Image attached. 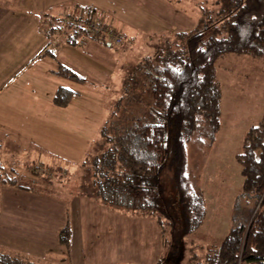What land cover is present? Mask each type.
<instances>
[{
    "label": "rangeland",
    "instance_id": "obj_1",
    "mask_svg": "<svg viewBox=\"0 0 264 264\" xmlns=\"http://www.w3.org/2000/svg\"><path fill=\"white\" fill-rule=\"evenodd\" d=\"M1 1L12 9L18 0ZM105 1L125 41L120 46L103 45L105 52L95 54L79 48L85 56L95 58L96 68L76 61L70 65L88 80V85H74L73 90L83 97L80 108L76 110L75 105L64 112L65 122L54 134L58 143L50 142L59 144V153H65L62 165L40 166L37 182H43L41 187L51 196L69 202L71 220L64 228L71 222L73 236L79 238L76 255L80 264H148L159 252L160 264H205L208 252L221 246L233 226L248 224L261 204L262 198L244 194L237 157L243 151L247 132L264 116V56L230 53L217 62L216 77L223 91L219 130L204 149H197L193 143L189 147L190 173L200 213L188 215L182 196L170 181L159 204L161 214L106 206L95 182L104 130L107 128L112 136L121 135L129 121L142 115L148 91L144 75H133L134 67L174 33L191 30L197 24L200 6L190 1L181 9L167 8V4L174 7L187 0ZM196 1L201 5L207 1L213 8L216 0ZM58 11L59 7L53 8V14ZM179 18L187 20L179 22ZM84 99L89 105L87 111L82 109L84 102L87 105ZM9 169L2 167L0 180L31 181L27 173L13 174ZM19 170L26 171L24 167ZM49 180L50 185L45 183ZM3 199L0 232H6L5 220L9 217L4 195L0 202ZM139 248L141 253L135 251Z\"/></svg>",
    "mask_w": 264,
    "mask_h": 264
},
{
    "label": "trees",
    "instance_id": "obj_2",
    "mask_svg": "<svg viewBox=\"0 0 264 264\" xmlns=\"http://www.w3.org/2000/svg\"><path fill=\"white\" fill-rule=\"evenodd\" d=\"M214 7L206 1L191 30L174 33L134 67L133 75H144L147 102L142 115L129 121L121 135L104 130L103 152L95 165L96 190L104 205L161 214L159 204L170 181L188 215L200 213L189 147L193 143L204 149L219 130L223 91L216 77L217 62L230 53L264 56V0H216ZM88 13L97 11L77 6L74 12L51 21L59 20L53 32L66 33L67 43L78 46L83 36L81 22ZM72 17L78 18L76 23ZM90 40L113 46L104 39ZM57 74L86 81L64 65ZM74 94L61 87L54 103L65 107ZM237 159L244 194L262 198L261 204L248 224L233 226L221 246L208 252L205 264H264V116L247 132ZM3 184L19 183L9 178L0 180ZM71 239L72 229L67 225L60 241L69 249ZM0 264L34 262L16 252L0 251Z\"/></svg>",
    "mask_w": 264,
    "mask_h": 264
},
{
    "label": "crops",
    "instance_id": "obj_3",
    "mask_svg": "<svg viewBox=\"0 0 264 264\" xmlns=\"http://www.w3.org/2000/svg\"><path fill=\"white\" fill-rule=\"evenodd\" d=\"M190 1L201 8L202 2L196 0L176 1L174 7L167 4V8L181 9L182 6L185 7V2L190 5ZM15 2L16 6L10 9L9 5L0 0V164L10 168L13 174L27 173L31 184L10 178L17 180L19 184L0 186V200L4 195L9 214L5 220L8 222L6 232H0V251L19 253L31 259L34 264H61L63 261L65 264H80L76 255L79 238H74L75 231L71 222L67 224L70 223L72 229L70 248L60 241L61 230L66 221L71 220L70 204L45 192L41 187L43 182H37V173L43 165L56 168L62 165L65 153H59V144L52 145L50 142L58 143L57 135L54 134L59 130V124L65 122L64 112L75 105L76 110L80 108L79 101L83 97L73 90L74 85H88L84 76L80 75L86 81H77L57 74L59 66L64 65L75 72L70 65L76 61L95 69V58L85 56L79 50L84 48L91 54L105 50L103 44L94 40H87L83 47L66 44L67 38L53 32V28L59 26V20L51 21L65 17L74 12L77 6H81L95 9L119 28L114 15L106 10V1ZM55 7H59V11L53 14ZM178 20L183 22L187 19ZM61 87L75 92L65 107L54 103V96ZM82 109H89L88 102L87 105L84 102ZM23 167L26 171L21 173L19 168ZM51 182L49 180V183H45L50 185ZM3 201L4 199L0 202L1 205H4ZM16 223H22V226ZM135 251L142 252L140 248ZM152 258L154 260L148 264L158 263L160 252L157 257ZM137 264H140L139 261Z\"/></svg>",
    "mask_w": 264,
    "mask_h": 264
},
{
    "label": "built area",
    "instance_id": "obj_4",
    "mask_svg": "<svg viewBox=\"0 0 264 264\" xmlns=\"http://www.w3.org/2000/svg\"><path fill=\"white\" fill-rule=\"evenodd\" d=\"M82 23V30L80 33L83 35L80 39V46H84L87 40L93 38L104 39L105 42H109L110 45L120 46L124 43L125 37L119 32V30L112 26L104 15L98 13L84 14ZM72 22L76 23L77 17H72Z\"/></svg>",
    "mask_w": 264,
    "mask_h": 264
}]
</instances>
